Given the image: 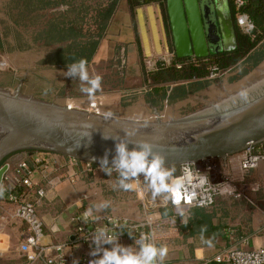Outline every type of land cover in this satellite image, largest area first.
Segmentation results:
<instances>
[{
  "label": "crops",
  "instance_id": "0c3cea01",
  "mask_svg": "<svg viewBox=\"0 0 264 264\" xmlns=\"http://www.w3.org/2000/svg\"><path fill=\"white\" fill-rule=\"evenodd\" d=\"M160 10L157 3H144L135 7L131 13L127 0H121L93 64L119 60L121 65L123 60V72H119L124 77L123 80H142L141 58L144 61L156 59L170 50ZM263 64L264 60L250 73L237 80H232L237 74L234 72L230 77L216 83L213 89L217 90V96L207 93L203 95L208 97L209 103L217 101L221 104L230 98L224 96V91L232 85L236 86V89H244L242 95L262 90L263 79L253 82L254 79L247 78L260 74ZM123 92L128 94L133 93V90L125 89ZM143 92L146 93L145 87ZM43 156L48 164H37V158ZM20 159H26L34 170L31 198H35V190L44 191V196L37 206L43 222L42 243L72 242L71 246L64 249V254L71 261H77L89 254L83 245L73 242L74 225L71 221L74 215L86 213L89 209L96 217L112 215L130 222H139L150 217L155 225L157 248L166 247L168 250L162 261L158 258L159 264H221L215 262L214 257L229 248H264L262 221L252 219L251 225L243 222L239 227L231 207L216 205L217 201L212 207L204 209V213L211 215L209 227L207 223H196L195 215L191 212L193 208H177L171 205L169 193L153 196L152 190L144 182L143 175L138 190L125 191L119 187L116 171L111 175H106L99 167L88 171L84 166L76 165L65 157L44 155L40 152L32 155L14 154L9 159L10 170H14ZM8 172L6 177L10 181L14 171ZM103 202H106L108 207L97 211L96 205ZM12 223L16 226H12ZM19 227L25 229L24 223L13 217L11 205L4 200L1 193L0 249L5 250L4 264H27L23 236L25 231L19 232ZM118 242L123 246H132L128 239ZM132 248L136 251L133 246Z\"/></svg>",
  "mask_w": 264,
  "mask_h": 264
},
{
  "label": "water",
  "instance_id": "95a60500",
  "mask_svg": "<svg viewBox=\"0 0 264 264\" xmlns=\"http://www.w3.org/2000/svg\"><path fill=\"white\" fill-rule=\"evenodd\" d=\"M219 1L165 0L177 59L208 56L209 24L203 6H217ZM221 33L225 51L236 47L233 28L221 24ZM123 65L122 60L120 72ZM214 109L172 120L113 114L106 118L104 113L0 89V163L17 152H48L99 168V159L107 154L111 166L115 144L123 140L129 150L144 142L152 145L153 151L165 159V167L172 169L185 162L224 159L264 142V91ZM9 168L7 162L0 166V188Z\"/></svg>",
  "mask_w": 264,
  "mask_h": 264
},
{
  "label": "rangeland",
  "instance_id": "374dc122",
  "mask_svg": "<svg viewBox=\"0 0 264 264\" xmlns=\"http://www.w3.org/2000/svg\"><path fill=\"white\" fill-rule=\"evenodd\" d=\"M10 1L0 0V61L5 59L8 63V67L4 69L0 68V89L18 90L24 96L55 102L61 105H69L90 112L111 113L125 118L146 120L158 116L162 120H172L201 110H213L220 102L213 101L209 103L208 97L204 95L207 93L210 96H217V90L213 89L216 83L224 80L226 77H230L234 72L237 74L242 72L244 68V66L240 65L238 71L234 69L230 72H222L215 79H211L212 84L200 92L189 94L188 97L178 102L170 103L164 101L161 108H156L147 102L146 94L143 92L145 87L143 79L128 82L123 80L124 77L119 74L121 67L119 60L107 63H91L87 66L90 77L98 75L102 77V83L100 90L93 97H89L81 91V87L87 85H83L78 79L65 76L67 69L48 68L39 65V61L50 50L57 48L59 45L43 47L41 44L33 43L32 41L33 31L41 29L48 18L64 10L65 7L41 12V19L37 21L36 26H29L28 22L24 21L22 25L17 27L12 24L8 15ZM159 8L161 9V4H159ZM160 12L167 42L170 46L171 35L167 33L165 24L167 19L162 9ZM17 39H20V41L18 42ZM17 42L18 44L21 43L27 46L23 49H18L16 46ZM168 53H172V51L169 50ZM168 53L161 57H164ZM262 67L260 74H253L247 80L254 79L255 81L253 82H258L261 79L264 80V64ZM149 68L145 67L146 70H149ZM244 82H246V79ZM235 87L232 85L227 90L225 89L224 96L237 97V95L241 96L243 91H245L244 89H236ZM125 89H131L133 93L127 94L123 92ZM263 91L264 87L262 90L252 93H255L253 96H256ZM201 94L204 95L202 96ZM219 94L221 95V89L219 90ZM20 153L22 155L27 154L24 152L14 154ZM10 157L6 162L9 161ZM195 166L197 170L207 176L210 182L226 181L230 183L232 194L218 197L216 205L230 206L233 216H236L239 227L243 222H248L251 225L252 219L262 221L261 226L264 227V170L262 166L244 174L241 173L237 166H232L228 163V157L225 160L208 159L196 162ZM170 172L171 175H177L179 169L176 167L171 169ZM12 226L15 227L16 225L12 223ZM24 231V227H19V232L24 233ZM23 236H25V233ZM4 254L5 250L3 251L1 248L0 264H4L5 262Z\"/></svg>",
  "mask_w": 264,
  "mask_h": 264
},
{
  "label": "trees",
  "instance_id": "16d2710c",
  "mask_svg": "<svg viewBox=\"0 0 264 264\" xmlns=\"http://www.w3.org/2000/svg\"><path fill=\"white\" fill-rule=\"evenodd\" d=\"M121 0H11L8 15L14 26H20L27 21L29 26H36L41 19V12L65 7L53 14L42 25L33 31V43L43 47L59 45L50 50L39 61V65L48 68L67 69L68 65L81 59L87 61V66L93 63L101 41L105 38L109 25ZM131 13L133 9L147 1L127 0ZM245 10L255 25L256 37L251 39L240 33L235 25L236 50L216 55L214 57L176 59V65H159L153 71H147L144 59L141 58L142 79L146 91L147 102L156 108H161L164 101L174 103L185 99L189 94L199 92L208 87L212 81L208 76L213 69L230 72L240 65L244 66L232 80H237L250 73L264 60V0H245ZM233 14V5L230 3ZM161 9L166 17V31L170 35L165 3ZM14 12V13H12ZM19 42L20 39H17ZM23 49L27 45L18 44ZM170 50L174 53L172 40ZM10 157V156H9ZM6 157L0 163L2 166ZM93 166V165H92ZM96 167V166H93ZM173 169V168H172ZM171 171V169H168ZM205 208H193L198 224L210 227L211 215L204 213Z\"/></svg>",
  "mask_w": 264,
  "mask_h": 264
},
{
  "label": "built area",
  "instance_id": "2783aa9c",
  "mask_svg": "<svg viewBox=\"0 0 264 264\" xmlns=\"http://www.w3.org/2000/svg\"><path fill=\"white\" fill-rule=\"evenodd\" d=\"M147 3H165V0H143ZM233 5L234 24L239 31L254 39L256 37V29L251 21L249 14L245 10V0H228ZM174 53H168L164 57L144 61V66L150 71L155 70L159 65H176L180 68L176 61ZM185 59H194L185 58ZM8 67L5 59L0 61V68ZM147 70V71H149ZM222 73L217 69H213L208 79H215ZM147 90L145 89V92ZM48 155L52 153L40 152ZM56 155V154H53ZM68 159V158H66ZM76 165L84 166L88 171H92L97 167L91 164L79 163L75 160L68 159ZM9 163V161L7 162ZM36 163L48 164L46 158L38 157ZM228 163L235 165L241 173H248L255 170L259 166L264 170V142L256 145H249L243 151L228 157ZM10 165V163H9ZM179 173L173 175L169 179V185L175 183L178 185L176 191L179 193V201L176 196L169 193V202L177 208H210L217 198L232 194L229 182H210L207 176L196 169L194 162H185L178 166ZM12 179L4 177L0 188L4 200L11 205V212L15 219L24 223L26 246L25 259L27 264L40 262L42 264H73L65 254L64 249L72 245V242L65 244H43L44 237L43 222L38 214L37 206L44 191L42 189L35 190V198L33 195V176L34 170L29 166L26 159H20L14 167ZM142 175L139 177L141 180ZM5 182H8L5 184ZM74 225V243L83 245L90 253L94 247L91 241L93 234L99 228H106L108 234L118 240L128 239L136 251L139 250L137 242L143 240L145 243L153 244L157 247L154 221L147 217L139 222H130L127 219L105 215L96 217L94 215L86 216L85 213L74 215L71 218ZM93 259L89 254L80 258L78 264H89ZM214 261L223 264H264V248H229L223 253L214 257ZM156 264H159L158 258Z\"/></svg>",
  "mask_w": 264,
  "mask_h": 264
},
{
  "label": "clouds",
  "instance_id": "9594fccd",
  "mask_svg": "<svg viewBox=\"0 0 264 264\" xmlns=\"http://www.w3.org/2000/svg\"><path fill=\"white\" fill-rule=\"evenodd\" d=\"M66 77L78 79L82 82L81 91L89 97L100 90L102 77H90L87 68V61L81 59L67 66ZM111 113L106 114V118ZM105 139H108L104 137ZM100 170L106 175H111L113 171L118 173L119 187L125 191L138 190L140 186V176L143 175L147 187L152 190L153 196L161 193H172L179 201V193L176 191L178 185H169L168 180L171 172L165 167V159L153 151L152 145L144 142L136 144L131 150L128 143L123 140L115 144V155L109 166L107 154L99 159ZM108 207L106 202L96 205L99 211ZM86 216L92 215L89 209ZM93 248L89 255L93 257L89 264H156L157 258L163 260L167 255V248H157L153 244L145 243L143 240L137 242L139 250L134 251L132 246H123L118 242V237L114 238L108 234L106 228H99L91 238ZM109 245L110 247H105ZM78 264V261H73Z\"/></svg>",
  "mask_w": 264,
  "mask_h": 264
},
{
  "label": "flooded vegetation",
  "instance_id": "af4514ba",
  "mask_svg": "<svg viewBox=\"0 0 264 264\" xmlns=\"http://www.w3.org/2000/svg\"><path fill=\"white\" fill-rule=\"evenodd\" d=\"M205 11V15L208 21V31L209 35L206 36V44L208 46V56L207 57H214L219 54L233 52L236 50V47H228L229 50H224V42L222 40V33H221V24L223 27L233 28L235 32V24L233 14L230 8V3L228 0L219 1L217 6L205 4L203 6ZM171 35V32H170ZM213 49V51H211ZM264 87V86H263ZM260 91V90H258ZM255 95V93H247L237 97H230L227 101L222 102L221 104L217 105L214 110L220 109L227 105H234L239 103L251 96Z\"/></svg>",
  "mask_w": 264,
  "mask_h": 264
}]
</instances>
